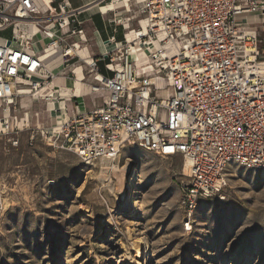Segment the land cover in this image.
I'll use <instances>...</instances> for the list:
<instances>
[{
    "label": "built area",
    "instance_id": "built-area-1",
    "mask_svg": "<svg viewBox=\"0 0 264 264\" xmlns=\"http://www.w3.org/2000/svg\"><path fill=\"white\" fill-rule=\"evenodd\" d=\"M141 11L143 29L121 42L108 39L114 48L106 54L107 77L67 0H0V139L18 149L26 134L28 147L70 152L86 165L114 166L133 147L182 157L191 166L181 206L192 216L200 200L223 197L229 166L264 172V0H144ZM253 16L258 20L249 21ZM25 25L47 42L42 52L59 53L63 70L79 66L92 76L93 93H109L102 105H77L72 114L66 107L68 117L51 116L48 126L12 127L23 97L55 102L57 113L65 103L51 96L61 93L54 86L60 75L34 49L35 33ZM10 29L11 38L1 36ZM133 47L149 52V69L131 60ZM71 76L75 81L74 70ZM160 79L168 84L165 97L156 94Z\"/></svg>",
    "mask_w": 264,
    "mask_h": 264
},
{
    "label": "rangeland",
    "instance_id": "rangeland-1",
    "mask_svg": "<svg viewBox=\"0 0 264 264\" xmlns=\"http://www.w3.org/2000/svg\"><path fill=\"white\" fill-rule=\"evenodd\" d=\"M117 9L138 29L143 16L135 0ZM105 19L114 21L115 13ZM115 25L123 34V24ZM23 30L34 32L33 25ZM1 36L11 38L12 30ZM46 45L36 35L34 49ZM144 59L133 56L138 63ZM90 76L85 83L95 85ZM64 77L72 78L67 68L58 78ZM21 100L20 115L39 113L42 124L52 123L46 101L27 107L31 97ZM26 142L21 135L16 149L0 139V264H264V172L229 166L223 197L200 200L190 216L181 206V186L189 179L182 157L133 147L114 166L86 165L73 153ZM139 238L146 243L143 258Z\"/></svg>",
    "mask_w": 264,
    "mask_h": 264
},
{
    "label": "crops",
    "instance_id": "crops-1",
    "mask_svg": "<svg viewBox=\"0 0 264 264\" xmlns=\"http://www.w3.org/2000/svg\"><path fill=\"white\" fill-rule=\"evenodd\" d=\"M67 1L69 2L72 10L80 12L79 19L84 22V29H85L88 40L90 41L89 32L92 33V35L94 36L93 39H94V41H96L94 44V46L96 48L95 51L98 53V55L95 54V51L93 50L94 48L92 46H90L88 49L90 52V55L94 58L100 57L101 61L99 62V68H100L101 73L104 76H107V77L112 76V73H111L110 69L108 68V61L106 59V54L108 52H110V49L112 50L111 47H113V45L108 43V39L111 36L115 35L116 40H118V42H121L128 36L127 34H130V33L133 34L135 31L143 29V26L140 25L142 20L144 21V15H143L142 11H141V15L143 16V19L140 20V22H138V29H131V27H130V29L126 30L125 24L121 23V24H123V34L122 33L119 34V32L116 28V25L114 23V22H119V21H116V18L114 21H112V20L106 21L105 16L109 15V14H104L101 11V7H103L104 5H108L109 0L105 1L103 3H101V0H67ZM143 1H142V3H143ZM110 2L112 3L113 0H111ZM142 3H137V4L142 6ZM88 14H89V16L87 17ZM95 18L97 19V21L99 20V27L96 26L95 22L93 23V19H95ZM248 20L251 22H255L258 19L253 16V17H249ZM29 33H30V35H33V33H31V32H29ZM34 33L35 34L33 35V41L35 43L36 35H39V34L36 33L35 31H34ZM5 38H8V37H5ZM108 47H110V48H108ZM103 49L105 51H102ZM40 53H41V55L45 54L42 51ZM80 54L86 56L85 51H81ZM144 61L145 60H143V62ZM101 63H103V68L100 66ZM52 67H53V70H55L56 64L52 65ZM73 70L77 74L75 81H73V85H72L73 87L71 86V88H68L69 81L65 77L64 78H58L57 81H54L55 87H58L62 90H61L60 94L53 91L51 96L52 97H58L59 95H61L62 98H64V100H65V103L61 105V106L64 105V107H62V111L60 113L56 112V109H55L56 105L54 104L55 102L54 103L51 102L50 104H47V113L50 114V117L52 116V119L54 122H57V120H59V119H60L59 121H62L63 119L68 117L66 114V107L68 108L69 114L73 113V111L76 109L77 105H78V108L81 110L80 106H82L83 104L85 106V111H90V110H93L96 106L102 105V103L107 99V97L109 95V93L107 91H102V92L97 93V94H95L93 92L91 93L90 86L85 83V80H86L85 69L82 72V69H80L79 66L71 67L70 69H68L69 75H72ZM63 71L64 70L61 67L58 71L55 70V73L57 72L56 74L61 75L63 73ZM90 79H92V76H90ZM158 82L160 83L159 85L161 86V83H166L167 81L160 79ZM161 88L167 89L168 87H162L161 86ZM47 91H48V89H44L41 93H45ZM49 93H51V92H49ZM156 94L158 96H160L161 94H164L166 96V92L159 90V89L156 90ZM165 96H162V97H165ZM70 97H72V99H69ZM22 101L23 100H21L19 102V105H20L19 109L13 113V120L11 122L12 127L14 129L22 128L25 122L29 123L32 126L44 125L41 122V118H40L39 113H35L34 117H32V118L30 117V115L27 111L23 112V114L20 115L22 108L25 107L24 104L22 107V104H21ZM79 101H81V103H78ZM29 104H30L29 106L28 105H26V106L30 107V106L36 105V103L32 102L31 100H30ZM63 108H65V112L63 111ZM1 114L2 113L0 112V117H1ZM57 114H58L59 119H57V117H56Z\"/></svg>",
    "mask_w": 264,
    "mask_h": 264
},
{
    "label": "bare ground",
    "instance_id": "bare-ground-1",
    "mask_svg": "<svg viewBox=\"0 0 264 264\" xmlns=\"http://www.w3.org/2000/svg\"><path fill=\"white\" fill-rule=\"evenodd\" d=\"M129 1L130 0H113V2L111 3V4H108V5H106V6H103V7H101V11L104 13V14H109L110 12H114L115 13V18H116V21H119V22H121V23H124L125 24V28H126V30H128V29H130V25L128 24V22H129V20H127V19H125L124 18V16L121 14V13H119V10H117V7L118 6H120V5H123V7H126V8H129ZM137 3H142V1L143 0H135ZM129 11V10H128ZM140 22V21H139ZM140 25L141 26H143V28L145 27V23H144V21L142 20V22L140 23ZM34 28V27H33ZM28 30V29H27ZM31 32H32V30H31ZM128 36L127 37H132V35L133 34H127ZM41 42V41H40ZM41 44V43H40ZM37 46H39V45H37ZM155 48L154 49H156L157 47H158V44H155ZM38 48V47H37ZM108 48H110V47H108ZM112 49L114 48V46L113 47H111ZM107 49V48H106ZM153 49V50H154ZM38 50V49H37ZM102 51H105L104 49L102 50ZM110 51H111V49H110ZM131 54V60L132 61H134L133 60V56L134 57H138V56H143L145 59V61L144 62H140V63H138V62H136L137 63V65H138V67H142V69H149V66H147L148 65V63H147V61H146V58H147V56H148V53L149 52H147V51H143L141 54H139V50H138V48H135V47H133L132 49H131V52H130ZM85 54L87 55V52L85 51ZM42 58H43V60H44V62L49 66V67H52V65H54V64H56V69L55 70H59L61 67H62V59H61V57H60V55L58 54V52H51V51H48L47 53H45V54H42ZM54 67V66H53ZM52 67V68H53ZM55 70H53L54 72H55ZM62 71V70H61ZM57 73V72H56ZM90 86V88H91V93H92V85H89ZM79 88V87H78ZM46 91V90H45ZM24 94H29V92H24ZM80 94V93H79ZM57 96V95H56ZM62 107H64V105L62 106ZM63 111L65 112V108H63ZM55 112V111H54ZM1 116H2V114H1ZM62 118V117H61ZM60 120V119H59ZM186 163H187V165H188V169H189V173H190V166H191V163H190V161H186ZM105 164V163H104ZM109 166V165H108ZM130 167V166H129ZM101 168V167H100ZM109 169V168H108ZM112 169V168H111ZM120 170V169H119ZM115 172V171H114ZM116 173V172H115ZM120 175V174H119ZM124 178V177H123ZM125 179V178H124ZM123 179V180H124ZM122 182V181H121ZM124 200H125V197H124ZM146 245V243H145V239L144 238H139L138 240H137V251H138V253H139V256L140 257H144L145 256V254H146V251H147V249L144 247ZM146 264H149V262L148 263H146Z\"/></svg>",
    "mask_w": 264,
    "mask_h": 264
},
{
    "label": "water",
    "instance_id": "water-1",
    "mask_svg": "<svg viewBox=\"0 0 264 264\" xmlns=\"http://www.w3.org/2000/svg\"><path fill=\"white\" fill-rule=\"evenodd\" d=\"M10 44H11V42L8 43V45H10Z\"/></svg>",
    "mask_w": 264,
    "mask_h": 264
}]
</instances>
